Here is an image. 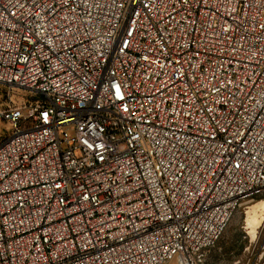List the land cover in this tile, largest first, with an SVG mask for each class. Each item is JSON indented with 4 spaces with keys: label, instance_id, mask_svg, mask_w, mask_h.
Returning a JSON list of instances; mask_svg holds the SVG:
<instances>
[{
    "label": "built area",
    "instance_id": "1",
    "mask_svg": "<svg viewBox=\"0 0 264 264\" xmlns=\"http://www.w3.org/2000/svg\"><path fill=\"white\" fill-rule=\"evenodd\" d=\"M0 83V264H203L264 191V0H0Z\"/></svg>",
    "mask_w": 264,
    "mask_h": 264
},
{
    "label": "rangeland",
    "instance_id": "2",
    "mask_svg": "<svg viewBox=\"0 0 264 264\" xmlns=\"http://www.w3.org/2000/svg\"><path fill=\"white\" fill-rule=\"evenodd\" d=\"M35 97L30 91L0 83V111L31 101ZM10 131V123L0 118V141L4 140ZM263 202L264 191L247 201L237 211L220 240L207 252L203 264H264V257H260L264 251V212L257 214H261L258 216L260 222L254 229L249 227L248 221L253 208ZM167 264L179 263L172 260Z\"/></svg>",
    "mask_w": 264,
    "mask_h": 264
},
{
    "label": "bare ground",
    "instance_id": "3",
    "mask_svg": "<svg viewBox=\"0 0 264 264\" xmlns=\"http://www.w3.org/2000/svg\"><path fill=\"white\" fill-rule=\"evenodd\" d=\"M259 212H261V213L264 212V202L261 203V204L260 203L257 204V206H255L253 208V212L248 217L249 218L248 221H249V225H250L249 227H251L252 229H254L255 227H257L258 224H259V222H260V220L258 219V216L260 217L261 214L260 215H257Z\"/></svg>",
    "mask_w": 264,
    "mask_h": 264
}]
</instances>
